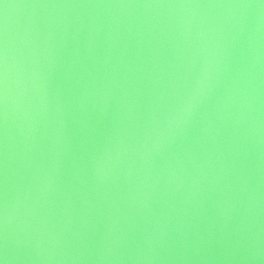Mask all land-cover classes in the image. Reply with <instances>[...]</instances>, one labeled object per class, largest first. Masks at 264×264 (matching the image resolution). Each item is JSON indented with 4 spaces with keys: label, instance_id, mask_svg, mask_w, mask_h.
<instances>
[{
    "label": "water",
    "instance_id": "obj_1",
    "mask_svg": "<svg viewBox=\"0 0 264 264\" xmlns=\"http://www.w3.org/2000/svg\"><path fill=\"white\" fill-rule=\"evenodd\" d=\"M0 264H264V0H0Z\"/></svg>",
    "mask_w": 264,
    "mask_h": 264
}]
</instances>
